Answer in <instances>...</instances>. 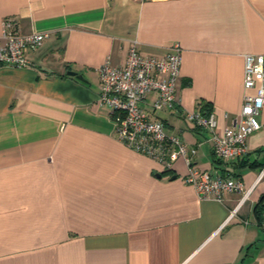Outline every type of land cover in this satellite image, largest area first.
Returning <instances> with one entry per match:
<instances>
[{"label": "crops", "instance_id": "0c3cea01", "mask_svg": "<svg viewBox=\"0 0 264 264\" xmlns=\"http://www.w3.org/2000/svg\"><path fill=\"white\" fill-rule=\"evenodd\" d=\"M4 17L49 36L26 67L0 65V264H264V127L217 161L183 118L208 102L217 134L232 124L244 55H264V0H0V32ZM134 40L154 56L180 44V104L156 116L196 148L193 168L251 188L242 203L199 198L182 158L167 170L116 138L97 71Z\"/></svg>", "mask_w": 264, "mask_h": 264}, {"label": "built area", "instance_id": "2783aa9c", "mask_svg": "<svg viewBox=\"0 0 264 264\" xmlns=\"http://www.w3.org/2000/svg\"><path fill=\"white\" fill-rule=\"evenodd\" d=\"M14 19L4 17L0 32V65L26 67L28 53L40 47L49 36L46 31L21 33ZM137 42H131L123 65L114 66L105 60L98 67L100 91L98 101L110 108L115 123V136L122 145L146 155L171 170L182 158L187 166L184 181L194 187L201 199L221 200L223 192H241L239 203L251 188L243 189L241 181L231 175L200 171L192 167L196 148L188 147L177 134H169L156 114L176 110L180 104L177 85L180 75L181 47L173 42L161 56L144 55ZM242 81V102L233 115L231 125L221 135L215 132L216 118L212 111L203 114L195 109L184 113L185 120L211 133L212 153L216 159L231 161L247 151V136L264 123L259 113L264 109V55L245 54ZM264 173V171H262ZM260 224L264 227V211ZM233 213V212H232ZM230 213V217L233 215Z\"/></svg>", "mask_w": 264, "mask_h": 264}, {"label": "trees", "instance_id": "16d2710c", "mask_svg": "<svg viewBox=\"0 0 264 264\" xmlns=\"http://www.w3.org/2000/svg\"><path fill=\"white\" fill-rule=\"evenodd\" d=\"M200 111H202L203 114H208L211 111V104L208 102H203ZM217 161H220L219 159H216ZM258 218H259V223H260V214L262 213L261 211H264V207H260L257 210Z\"/></svg>", "mask_w": 264, "mask_h": 264}, {"label": "water", "instance_id": "95a60500", "mask_svg": "<svg viewBox=\"0 0 264 264\" xmlns=\"http://www.w3.org/2000/svg\"><path fill=\"white\" fill-rule=\"evenodd\" d=\"M70 74H71V76H74V77H76L79 80H84L82 74H80V73H76L75 71L68 70L67 71V75H70ZM173 178H174V176H173Z\"/></svg>", "mask_w": 264, "mask_h": 264}, {"label": "rangeland", "instance_id": "374dc122", "mask_svg": "<svg viewBox=\"0 0 264 264\" xmlns=\"http://www.w3.org/2000/svg\"><path fill=\"white\" fill-rule=\"evenodd\" d=\"M158 113H160V111Z\"/></svg>", "mask_w": 264, "mask_h": 264}]
</instances>
